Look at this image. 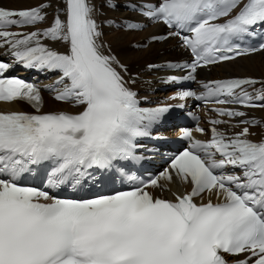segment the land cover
<instances>
[{
	"label": "snow or ice",
	"instance_id": "1",
	"mask_svg": "<svg viewBox=\"0 0 264 264\" xmlns=\"http://www.w3.org/2000/svg\"><path fill=\"white\" fill-rule=\"evenodd\" d=\"M124 36L180 53L141 69L165 71L163 101L113 51ZM0 55V102L30 109L0 111V264H264V0H0ZM221 65L239 74L200 78ZM182 113L195 127L143 178L160 149L142 141Z\"/></svg>",
	"mask_w": 264,
	"mask_h": 264
},
{
	"label": "bare ground",
	"instance_id": "2",
	"mask_svg": "<svg viewBox=\"0 0 264 264\" xmlns=\"http://www.w3.org/2000/svg\"><path fill=\"white\" fill-rule=\"evenodd\" d=\"M2 3L5 6L8 7H26L28 5H34L37 3V0H2ZM109 39H112V35H108ZM137 36H124L120 39L119 42L113 43V50L121 57V59L128 63L131 67L132 72H135L136 69L134 66L137 64L138 66H143L146 62H160L165 59H173L180 56L175 51L165 52L163 55H158L161 50H164V45L157 44L155 45L151 51L148 52H135L128 48V43L130 41H134L135 39H138ZM166 45V44H165ZM254 59L259 62L261 60V56L257 55L254 57ZM239 63H245V61H240ZM219 71V77H224V74L228 75H238L239 72L233 67L227 66V65H221L213 68V72ZM51 102V101H50ZM57 105V104H55Z\"/></svg>",
	"mask_w": 264,
	"mask_h": 264
}]
</instances>
